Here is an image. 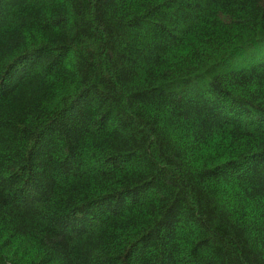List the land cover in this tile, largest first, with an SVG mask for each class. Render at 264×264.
I'll list each match as a JSON object with an SVG mask.
<instances>
[{"label": "trees", "instance_id": "1", "mask_svg": "<svg viewBox=\"0 0 264 264\" xmlns=\"http://www.w3.org/2000/svg\"><path fill=\"white\" fill-rule=\"evenodd\" d=\"M0 264H264V0H0Z\"/></svg>", "mask_w": 264, "mask_h": 264}]
</instances>
